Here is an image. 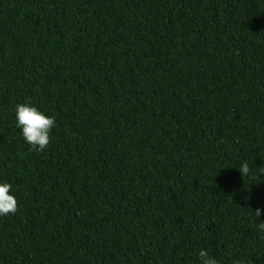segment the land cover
Instances as JSON below:
<instances>
[{
  "label": "trees",
  "instance_id": "obj_1",
  "mask_svg": "<svg viewBox=\"0 0 264 264\" xmlns=\"http://www.w3.org/2000/svg\"><path fill=\"white\" fill-rule=\"evenodd\" d=\"M262 167L264 0H0V264H264Z\"/></svg>",
  "mask_w": 264,
  "mask_h": 264
},
{
  "label": "clouds",
  "instance_id": "obj_2",
  "mask_svg": "<svg viewBox=\"0 0 264 264\" xmlns=\"http://www.w3.org/2000/svg\"><path fill=\"white\" fill-rule=\"evenodd\" d=\"M15 117L16 126L21 129L24 140L37 151L45 150L51 142L50 132L55 126V118L46 116L31 104H18ZM238 171L242 178L250 174L251 169L247 160L241 163ZM260 175L264 176V167L261 168ZM11 189V183H0V216L15 214L18 210L17 200L14 195L10 194ZM252 212L256 218L262 215L260 208ZM258 228L264 231V222H259ZM199 260L200 264H218L217 259L206 249L199 251ZM233 264H240V261L234 260Z\"/></svg>",
  "mask_w": 264,
  "mask_h": 264
}]
</instances>
